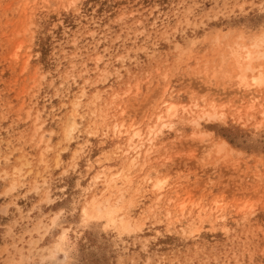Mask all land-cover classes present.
Listing matches in <instances>:
<instances>
[{"label":"rangeland","instance_id":"rangeland-1","mask_svg":"<svg viewBox=\"0 0 264 264\" xmlns=\"http://www.w3.org/2000/svg\"><path fill=\"white\" fill-rule=\"evenodd\" d=\"M0 264H264V0H0Z\"/></svg>","mask_w":264,"mask_h":264},{"label":"bare ground","instance_id":"bare-ground-1","mask_svg":"<svg viewBox=\"0 0 264 264\" xmlns=\"http://www.w3.org/2000/svg\"><path fill=\"white\" fill-rule=\"evenodd\" d=\"M258 98L256 97H251L248 101V106L246 107V109L249 111H253L255 109V104L257 103ZM174 105H169L166 109L165 115L164 117L158 116L156 119V123L154 124L155 126H148V131L145 134V140L142 138V134L140 132V130H134L132 129L133 132L131 131H125V136H127L128 138V144L129 145H133L135 146V148L133 149L134 157L131 159L130 163L132 164L135 160L136 157H139L141 155V151L140 149L145 145V141L147 142V144L149 145V148L146 150V152H148L149 150L152 149V147L154 146V137H155V127L158 124L157 122H161L163 119L167 118V117H171L173 115V110H174ZM123 127V125H114V129L116 131H121V128ZM130 127H133V125H131ZM120 136V135H118ZM123 136V135H122ZM137 143H140V145L138 146ZM113 184V180L111 178H105L104 179V185L106 187V189L112 187ZM158 188H160V186H156ZM116 209H107L105 211H102L100 208L98 210H94V212L91 209H85L83 211V216L84 217H94V218H100V217H106L110 222L114 221V214H116ZM127 217H125L126 219ZM124 220V218H121L120 221L122 222ZM126 223L129 222V218H127Z\"/></svg>","mask_w":264,"mask_h":264}]
</instances>
